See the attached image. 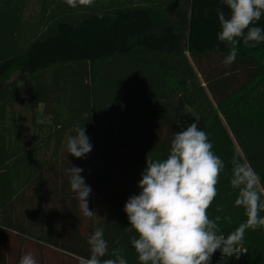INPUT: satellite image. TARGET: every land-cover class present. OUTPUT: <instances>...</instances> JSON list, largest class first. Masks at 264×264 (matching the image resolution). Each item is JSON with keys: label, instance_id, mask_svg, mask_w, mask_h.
I'll use <instances>...</instances> for the list:
<instances>
[{"label": "trees", "instance_id": "trees-1", "mask_svg": "<svg viewBox=\"0 0 264 264\" xmlns=\"http://www.w3.org/2000/svg\"><path fill=\"white\" fill-rule=\"evenodd\" d=\"M218 8L229 13L219 0H0V239L17 245L0 246V264H19L29 249L37 264H78L95 227L108 241L102 259L115 250L138 264L124 205L140 191L146 159L165 158L186 128L177 125L184 109L226 165L209 217L226 236L246 222L231 160L249 164L264 192V64L253 52L260 43L241 41L225 66L231 45L217 39ZM77 124L93 146L80 159L67 151ZM71 165L92 189L95 220L70 188ZM240 244L245 264H264L262 227Z\"/></svg>", "mask_w": 264, "mask_h": 264}, {"label": "clouds", "instance_id": "clouds-1", "mask_svg": "<svg viewBox=\"0 0 264 264\" xmlns=\"http://www.w3.org/2000/svg\"><path fill=\"white\" fill-rule=\"evenodd\" d=\"M65 3L76 8L91 6L94 0H65ZM219 3L229 10L227 15L222 8L216 12L220 26L217 39L231 45L223 61L230 66L236 60L241 41L251 46L264 41V28L257 26L264 17V0H219ZM180 123L177 121L178 126ZM198 124L193 122L174 133L165 158L146 159L137 185L140 191L124 205L130 230L137 234L131 244L138 264H211L217 250L223 256L238 258L237 246L242 243L245 230L264 227V216L260 215L264 212L261 178L238 154L231 160L230 185L237 191L235 206L245 210L247 220L225 237L217 223L219 218L209 217L208 209L218 195L217 185L226 165ZM73 131L75 135L67 139V151L78 159L85 158L92 151L90 138L84 125H75ZM66 171L82 214L95 220L97 214L88 206L92 189L81 175L83 169L71 165ZM87 243L90 255L78 257V264H128L115 250L114 258L102 259L109 253L102 227H95ZM19 264H37V260L29 252L21 256Z\"/></svg>", "mask_w": 264, "mask_h": 264}, {"label": "rangeland", "instance_id": "rangeland-1", "mask_svg": "<svg viewBox=\"0 0 264 264\" xmlns=\"http://www.w3.org/2000/svg\"><path fill=\"white\" fill-rule=\"evenodd\" d=\"M33 13H35V10L34 9H30L28 15L29 14L32 15ZM253 52H255L257 54V56H258L259 60L261 61V63L264 64V41L260 42L259 47L257 49H253ZM16 108L18 109V112H19V115H20L19 121L21 123H24L25 125L28 124V122L30 121L29 112L26 111L25 106L22 105L19 100H18V102L16 104ZM179 121L181 122L180 123L181 127H187V125L197 121V116L191 109H184L183 111L180 112ZM158 159H162V158L161 157H156L155 158V160H158ZM9 239H12V238L6 237L4 239H0V246L3 247L5 245V243L9 244L11 247H12L13 244H14V246H17V245H15L16 243L13 240H9ZM16 239H21V238H16ZM30 240H32V239H30ZM16 249L17 248H15V250ZM29 252H31L34 255V257H35V255H37L36 251H33L31 249H29ZM46 255H48V254H46Z\"/></svg>", "mask_w": 264, "mask_h": 264}, {"label": "built area", "instance_id": "built-area-1", "mask_svg": "<svg viewBox=\"0 0 264 264\" xmlns=\"http://www.w3.org/2000/svg\"><path fill=\"white\" fill-rule=\"evenodd\" d=\"M224 236L227 237L226 235ZM237 247L239 248V252L236 253L239 255L238 258L236 256H223L221 251L217 250L211 258V264H245L246 248L242 244H239Z\"/></svg>", "mask_w": 264, "mask_h": 264}, {"label": "water", "instance_id": "water-1", "mask_svg": "<svg viewBox=\"0 0 264 264\" xmlns=\"http://www.w3.org/2000/svg\"><path fill=\"white\" fill-rule=\"evenodd\" d=\"M263 228V232H264V227H262Z\"/></svg>", "mask_w": 264, "mask_h": 264}]
</instances>
